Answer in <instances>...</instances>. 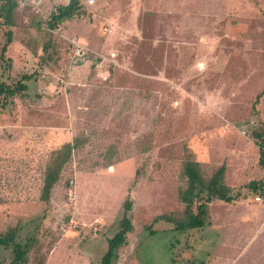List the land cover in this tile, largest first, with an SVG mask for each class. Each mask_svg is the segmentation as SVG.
Here are the masks:
<instances>
[{"label": "rangeland", "instance_id": "obj_1", "mask_svg": "<svg viewBox=\"0 0 264 264\" xmlns=\"http://www.w3.org/2000/svg\"><path fill=\"white\" fill-rule=\"evenodd\" d=\"M17 1L8 43L0 17V84L25 85L0 95V236L30 245L26 264H101L126 199L115 264H264V0H81L53 30L68 0ZM187 158L205 178L225 165L202 227L183 223Z\"/></svg>", "mask_w": 264, "mask_h": 264}, {"label": "trees", "instance_id": "obj_2", "mask_svg": "<svg viewBox=\"0 0 264 264\" xmlns=\"http://www.w3.org/2000/svg\"><path fill=\"white\" fill-rule=\"evenodd\" d=\"M18 7L17 0H0V17L3 24L8 27L5 32L7 43L12 40L11 26L14 25V14ZM81 0H68L66 4H61L55 7L45 20L46 26L53 30L62 22L79 16L83 12ZM5 47L2 48V51ZM25 88L21 82H17V86L11 87L0 84V95L5 94L12 96L16 92ZM264 90L260 92L263 93ZM259 94V95H260ZM258 95V96H259ZM257 96V97H258ZM257 101V100H256ZM259 141V163L264 168V139L261 134L255 132L253 134ZM59 167V166H58ZM58 167H53L47 170L44 177L41 198L48 200L52 187L58 178ZM225 165L221 164L216 171L209 177H203L200 163L196 160L187 158L182 165V173L186 178V188L179 192V196L184 200V224L189 227H202L208 221V203L222 188V178L224 177ZM260 183L251 185V188L260 187ZM206 193V195H204ZM221 194V193H220ZM193 206L195 209H193ZM124 213L118 221V230L116 233L107 239V249L100 259L101 264H115L118 259L119 251L127 244V233L131 232L133 226L129 217L131 201L126 199L123 203ZM0 244L12 246L13 256L9 264H26V254L30 248L29 244H21L14 242L12 234L0 236Z\"/></svg>", "mask_w": 264, "mask_h": 264}]
</instances>
